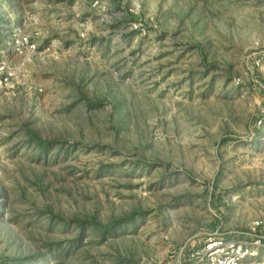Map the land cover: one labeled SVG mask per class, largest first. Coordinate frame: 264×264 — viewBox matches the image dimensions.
Here are the masks:
<instances>
[{
	"label": "rangeland",
	"instance_id": "1",
	"mask_svg": "<svg viewBox=\"0 0 264 264\" xmlns=\"http://www.w3.org/2000/svg\"><path fill=\"white\" fill-rule=\"evenodd\" d=\"M0 61V264L264 261V0H0Z\"/></svg>",
	"mask_w": 264,
	"mask_h": 264
},
{
	"label": "built area",
	"instance_id": "2",
	"mask_svg": "<svg viewBox=\"0 0 264 264\" xmlns=\"http://www.w3.org/2000/svg\"><path fill=\"white\" fill-rule=\"evenodd\" d=\"M37 35L23 31L15 32L10 41L11 51L22 56L24 60H30L39 50ZM15 76L16 67L0 61V89L8 85ZM260 224L261 221L253 222L251 230L254 231ZM252 236L250 241H244L223 233L209 234L190 249L181 264H264L258 251L261 246L260 237L255 234Z\"/></svg>",
	"mask_w": 264,
	"mask_h": 264
}]
</instances>
